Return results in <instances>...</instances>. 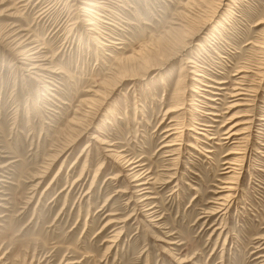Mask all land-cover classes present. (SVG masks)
Masks as SVG:
<instances>
[{
    "label": "rangeland",
    "instance_id": "1",
    "mask_svg": "<svg viewBox=\"0 0 264 264\" xmlns=\"http://www.w3.org/2000/svg\"><path fill=\"white\" fill-rule=\"evenodd\" d=\"M97 3L0 0V264H263L264 0Z\"/></svg>",
    "mask_w": 264,
    "mask_h": 264
},
{
    "label": "bare ground",
    "instance_id": "2",
    "mask_svg": "<svg viewBox=\"0 0 264 264\" xmlns=\"http://www.w3.org/2000/svg\"><path fill=\"white\" fill-rule=\"evenodd\" d=\"M83 1V3L85 4V5H89L90 7H94V6H97V0H82ZM19 7V6H18ZM85 9H87V8H85ZM87 13L88 12H92L93 13V11L91 10V9H87V11H86ZM217 11H215V13H216ZM214 18H215V14L210 18V20L208 21H205L203 24H202V26L196 31V33H194L192 36H190L189 38H188V42L186 43V44H184L183 45V48L181 49V51H185L186 49H188V47H189V45L193 42V40L195 39V38H197L201 33H203V31L213 22V20H214ZM215 22V21H214ZM91 25H95V23H90L89 24V26H91ZM15 35V34H14ZM11 36H13V35H11ZM16 39V38H15ZM13 40V42H15L16 40ZM15 44V43H14ZM21 45H23V42L22 43H18L16 46L17 47H15L16 49H15V51L17 52V55H22V53L23 52H21L20 51V48H21ZM28 59H29V57H28ZM135 58L134 57H128V58H126L125 60H130V61H133ZM167 61H169V60H167ZM125 62V61H124ZM128 62V61H127ZM165 62V61H164ZM32 69H42L41 67H39V66H34V67H32ZM43 71H44V69H42ZM124 79H122L121 81H123ZM243 90V89H242ZM240 95H243V94H236V95H233V97H236V96H240ZM97 96H98V94H97ZM104 99V98H103ZM100 105V104H99ZM180 106H181V104H179ZM246 105V104H245ZM240 106V105H239ZM234 107V106H233ZM182 108H179L178 110H181ZM177 110V111H178ZM170 112H172V110L170 111ZM252 122L253 121H250V125L252 124ZM77 123H79V124H81V121L80 120H76L75 122H72V124L73 125H77ZM244 128V127H243ZM192 130V129H191ZM233 130V129H232ZM244 130V129H243ZM230 131V130H229ZM245 131V130H244ZM246 133V132H245ZM239 135H241V132H233L232 134H231V137H233V136H239ZM243 136V135H242ZM77 138V137H76ZM92 140L94 139V136L91 138ZM243 139V138H242ZM73 140V139H72ZM75 140V139H74ZM74 140L72 141V143L71 144H66L60 151H59V153H58V155H56L57 157L60 155V154H63L64 155V153L66 152V151H68L71 147H72V145H73V142H74ZM244 143V142H243ZM65 144V143H64ZM167 147V146H166ZM61 148V147H60ZM86 148V147H85ZM84 150V149H83ZM237 152H239V150L237 151ZM106 153H107V157L109 158V157H111V158H114V157H116L115 156V154H114V152L112 151V150H106ZM172 153V152H171ZM233 154V153H232ZM235 154V153H234ZM244 154V153H243ZM56 157V158H57ZM242 157H244V156H242ZM55 157H53V159H54ZM239 158V157H238ZM236 161H238V160H236ZM132 163V162H131ZM131 163H129L128 165V167H130V165H133V164H131ZM230 165H232L230 168H231V173L233 172H236V168L234 167L235 166V163L234 162H231L230 163ZM137 167H139V166H135V167H132V168H130L128 171H129V175L130 176H133V178H134V180H133V182H135L136 183V185H134V188H139V187H145L146 185H147V182H142V180L144 179V177H142V175H141V177L140 176H138V175H136V172H137ZM239 167V166H238ZM85 168V167H84ZM140 170V169H139ZM235 174V173H234ZM76 181H79V180H76ZM140 181H141V183H140ZM137 182H139L140 184H138ZM227 184H230L229 182H227ZM230 189H232V188H226L225 190H230ZM143 190V189H142ZM233 190V189H232ZM139 192V191H138ZM138 195H140V194H138ZM142 196V195H141ZM229 198V196H226V197H224V198H222V201H223V203H225V202H227V199ZM146 199V198H145ZM143 200V199H142ZM220 205H222V206H226L225 204H220ZM143 213V212H142ZM216 213V212H215ZM110 223H116V224H120L121 222H114L113 220L110 222ZM109 224V223H108ZM107 224V225H108ZM115 237V236H114ZM117 238V237H116ZM262 239V238H261ZM112 242V241H111ZM110 242V243H111ZM264 248V247H263ZM263 260V259H262ZM261 260V261H262ZM264 261V260H263ZM69 264V263H68ZM264 264V263H263Z\"/></svg>",
    "mask_w": 264,
    "mask_h": 264
}]
</instances>
